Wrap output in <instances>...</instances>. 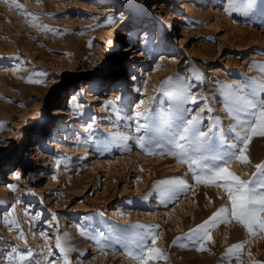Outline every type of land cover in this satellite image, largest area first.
I'll list each match as a JSON object with an SVG mask.
<instances>
[{
    "label": "rangeland",
    "instance_id": "rangeland-1",
    "mask_svg": "<svg viewBox=\"0 0 264 264\" xmlns=\"http://www.w3.org/2000/svg\"><path fill=\"white\" fill-rule=\"evenodd\" d=\"M227 8V0H0V216L17 222L0 219V257L14 247L17 261L27 253L23 264H48L62 236L70 264H138L126 252L136 232L150 231L165 255L150 264H264V233L230 216L207 226L210 241L189 239L230 208L227 195L197 185L166 141L139 147L152 134L136 131L135 113L147 112L166 136L177 110L169 90L195 83L191 91L208 99L181 109H212L201 125L210 148L236 142L221 93L264 79L253 67L264 65V0L247 15ZM247 155L250 163L229 169L243 180L264 164V137H253ZM171 178L185 179L187 194L161 196L156 185Z\"/></svg>",
    "mask_w": 264,
    "mask_h": 264
},
{
    "label": "snow or ice",
    "instance_id": "snow-or-ice-1",
    "mask_svg": "<svg viewBox=\"0 0 264 264\" xmlns=\"http://www.w3.org/2000/svg\"><path fill=\"white\" fill-rule=\"evenodd\" d=\"M15 2V0H14ZM228 8L226 11L241 12L247 15L255 5V0H227ZM17 9H21L20 4L15 5ZM108 24L114 21L105 18ZM46 27V26H44ZM52 31L51 29H47ZM261 72H264V65H256ZM134 80L135 77L133 76ZM197 87L195 83L190 84L187 88L181 84L177 88L169 90L176 104V112L174 117L168 121L166 136L161 137L159 130L161 128V119L159 117L152 118L147 112L135 113L137 118L136 131L141 129L145 133H151L150 137L140 136L139 147L144 148L146 143H151L155 147H161L166 141L168 145L178 150V163H185L193 174L194 182L206 187L221 188L227 195L228 205H222L216 212L197 228L191 230L189 239L195 237L197 240H211L210 234L206 231L209 224H214L218 219L231 217L242 225L251 235H256L257 230L264 233V164L255 165L256 172L252 174L250 180H243L240 176L230 171L233 162L241 164L250 163L247 155V148L253 137H264V79L253 78L247 83L240 85H226L222 91L224 98V107L230 109V114L234 116L236 133V142L228 145L227 150H218L209 146L210 136L202 130L201 125L204 121V113H210L211 108L201 109L198 113L193 109L189 112L187 107L181 109V105L191 104L198 106L201 100H207V97L198 96L191 89ZM120 100V97H117ZM110 104L112 102H109ZM79 107V105H77ZM185 113H189L187 116ZM144 117L146 123L141 124L139 118ZM242 145V146H240ZM149 154H154L149 152ZM161 155H172V152ZM16 178H20V173H16ZM16 185H9L11 190L16 189ZM158 193L171 200L173 197L187 194L190 185L183 178H171L159 181L156 185ZM5 224L10 227L17 223L7 217L0 216ZM227 220L226 222H231ZM158 227V226H157ZM203 233V236L200 234ZM24 239L23 233L20 235ZM47 239V237H45ZM180 239V238H177ZM149 241L151 247H149ZM157 235L150 231L147 233L136 232L132 237V245L135 251L126 252L130 258L135 259L138 264H150L152 261H158L165 258L162 250L155 247ZM195 242V241H194ZM70 241L62 236L56 238L55 250H50L48 264H56V258L59 256L63 259V264H70L67 259ZM236 249H242L243 245L232 246ZM198 250H204L203 245ZM232 251V248L228 250ZM18 249L12 248L7 250V255L0 257V264H23L27 253L16 259Z\"/></svg>",
    "mask_w": 264,
    "mask_h": 264
},
{
    "label": "bare ground",
    "instance_id": "bare-ground-1",
    "mask_svg": "<svg viewBox=\"0 0 264 264\" xmlns=\"http://www.w3.org/2000/svg\"><path fill=\"white\" fill-rule=\"evenodd\" d=\"M118 53H120L119 52V49H116V54L115 55H117ZM47 124H48V122L45 124V126H47ZM35 141H37V140H35ZM34 144H32V146H33ZM149 145V144H148ZM23 172V168L20 166V165H18V166H15L13 169H11L10 171H9V173H10V177H9V179L11 180V179H14L15 177H16V173H20V175H21V173ZM17 179V178H16ZM15 181V180H14ZM14 184V183H13ZM9 185H12L11 184V182L9 183ZM197 185H200V184H197ZM203 186V185H202ZM200 187H201V185H200ZM201 189V188H200Z\"/></svg>",
    "mask_w": 264,
    "mask_h": 264
}]
</instances>
